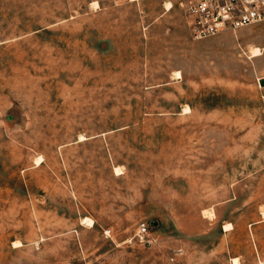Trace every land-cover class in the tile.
<instances>
[{
  "label": "rangeland",
  "instance_id": "obj_1",
  "mask_svg": "<svg viewBox=\"0 0 264 264\" xmlns=\"http://www.w3.org/2000/svg\"><path fill=\"white\" fill-rule=\"evenodd\" d=\"M185 1L0 0V264H264V21Z\"/></svg>",
  "mask_w": 264,
  "mask_h": 264
},
{
  "label": "built area",
  "instance_id": "obj_2",
  "mask_svg": "<svg viewBox=\"0 0 264 264\" xmlns=\"http://www.w3.org/2000/svg\"><path fill=\"white\" fill-rule=\"evenodd\" d=\"M184 8L195 39L236 31L264 21V0H186ZM106 234L110 236L111 231ZM150 234V224L141 223L139 237Z\"/></svg>",
  "mask_w": 264,
  "mask_h": 264
},
{
  "label": "bare ground",
  "instance_id": "obj_3",
  "mask_svg": "<svg viewBox=\"0 0 264 264\" xmlns=\"http://www.w3.org/2000/svg\"><path fill=\"white\" fill-rule=\"evenodd\" d=\"M169 7H170V4L168 3V8ZM261 52H262V50L259 47H254V48L251 49L252 56H258V55L261 54ZM177 75H180V73L178 72ZM83 139H85L84 136H82V140ZM116 171H117V173H119L121 170H120V168L117 167ZM263 215H264V212H263ZM83 223L88 225V226H93L94 225V220H92L91 218H84L83 219ZM232 228H233V225L231 223H227V224L224 225V229L226 231L231 230ZM18 245H21V243H19ZM233 263L234 264H239L240 262L238 261V258H237V259H234Z\"/></svg>",
  "mask_w": 264,
  "mask_h": 264
},
{
  "label": "water",
  "instance_id": "obj_4",
  "mask_svg": "<svg viewBox=\"0 0 264 264\" xmlns=\"http://www.w3.org/2000/svg\"><path fill=\"white\" fill-rule=\"evenodd\" d=\"M260 83H261L262 86H264V78L260 79ZM155 224H157V223H155Z\"/></svg>",
  "mask_w": 264,
  "mask_h": 264
},
{
  "label": "crops",
  "instance_id": "obj_5",
  "mask_svg": "<svg viewBox=\"0 0 264 264\" xmlns=\"http://www.w3.org/2000/svg\"><path fill=\"white\" fill-rule=\"evenodd\" d=\"M224 231H226L225 229H223ZM229 231V230H228ZM227 232V231H226Z\"/></svg>",
  "mask_w": 264,
  "mask_h": 264
}]
</instances>
